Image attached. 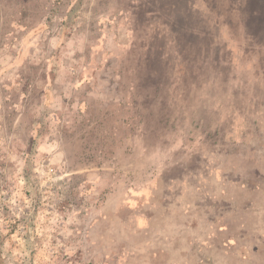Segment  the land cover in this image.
<instances>
[{"label":"rangeland","instance_id":"rangeland-1","mask_svg":"<svg viewBox=\"0 0 264 264\" xmlns=\"http://www.w3.org/2000/svg\"><path fill=\"white\" fill-rule=\"evenodd\" d=\"M0 264H264V0H0Z\"/></svg>","mask_w":264,"mask_h":264},{"label":"trees","instance_id":"trees-1","mask_svg":"<svg viewBox=\"0 0 264 264\" xmlns=\"http://www.w3.org/2000/svg\"><path fill=\"white\" fill-rule=\"evenodd\" d=\"M252 14H253L252 12H251V13H249V16H252Z\"/></svg>","mask_w":264,"mask_h":264}]
</instances>
